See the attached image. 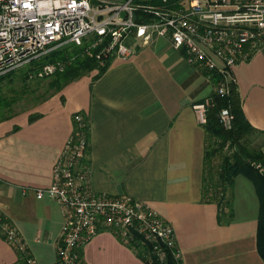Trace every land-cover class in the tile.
I'll list each match as a JSON object with an SVG mask.
<instances>
[{
  "label": "crops",
  "instance_id": "1",
  "mask_svg": "<svg viewBox=\"0 0 264 264\" xmlns=\"http://www.w3.org/2000/svg\"><path fill=\"white\" fill-rule=\"evenodd\" d=\"M53 90L31 109L0 120V209L23 237L34 264H65L58 255L61 204L35 189L53 182V168L73 134L74 115L90 124L87 160L97 192L146 200L174 227L182 264H264L258 247L260 199L237 176L231 215L203 190L207 132L195 104L211 92L205 73L191 69L168 39L134 47ZM100 65V64H99ZM191 66V65H190ZM244 112L264 149V53L235 67ZM200 76L203 77L200 80ZM86 264H147L110 231L83 247ZM0 264H20L0 233Z\"/></svg>",
  "mask_w": 264,
  "mask_h": 264
},
{
  "label": "built area",
  "instance_id": "2",
  "mask_svg": "<svg viewBox=\"0 0 264 264\" xmlns=\"http://www.w3.org/2000/svg\"><path fill=\"white\" fill-rule=\"evenodd\" d=\"M158 38L168 39L211 82V75L221 74L213 88L225 93L227 84L236 81L235 67L264 53V0H0V77L65 45L81 47L102 65L113 58L129 59L136 45L148 46ZM66 64L43 63L31 77L51 76ZM209 106V98L195 104L203 124ZM220 117L231 125L228 109ZM74 119V132L54 165L53 182L35 189L39 199H54L63 208L61 261L86 264L84 245L106 230L159 264H166L163 242L182 264L173 225L146 200L92 188L90 166L81 164L90 146L87 124L81 113ZM0 233L17 251L27 250L1 209ZM29 262L34 264L31 257Z\"/></svg>",
  "mask_w": 264,
  "mask_h": 264
},
{
  "label": "trees",
  "instance_id": "3",
  "mask_svg": "<svg viewBox=\"0 0 264 264\" xmlns=\"http://www.w3.org/2000/svg\"><path fill=\"white\" fill-rule=\"evenodd\" d=\"M56 60L67 63L62 71L53 74L50 81V85L56 90L62 89L70 81L94 69L99 68V74H102L108 67L107 62L99 65L97 59L86 54L81 47H76L73 44L58 47L43 57L0 77V120L13 115L12 108L17 100L15 97L3 94V84L1 83L8 79L11 83L19 80L26 84L27 80L34 78L31 77V74L39 66ZM221 78L222 75L219 73L211 75L213 85L217 86ZM227 88L228 91L225 93H220L213 88L208 96L198 101L201 103L207 98L210 100V106L206 112V122L204 123L207 132L203 177L204 196L207 201H215L219 205L221 214L224 216V218L221 216V219L227 221L224 219H229L231 215V191L235 179L237 176L243 175L253 182L260 199L258 247L261 256L264 258V149L263 143L253 141V137L263 132L255 128L248 120L243 109L237 82L231 80L227 84ZM223 109H228L233 115L229 127L221 120L220 114ZM84 121L87 124L85 131L89 137L90 124L85 117ZM86 158H82L81 164L89 166ZM162 245L166 250L165 263L178 264L172 248L167 247L163 242ZM143 251L140 249L138 252L141 258H143L141 256ZM18 254L20 264H31L29 262L31 256L27 250L18 251ZM144 260L147 264H159L157 260L152 262L147 259Z\"/></svg>",
  "mask_w": 264,
  "mask_h": 264
},
{
  "label": "rangeland",
  "instance_id": "4",
  "mask_svg": "<svg viewBox=\"0 0 264 264\" xmlns=\"http://www.w3.org/2000/svg\"><path fill=\"white\" fill-rule=\"evenodd\" d=\"M188 66L193 69L192 66ZM199 73L203 75V73ZM52 78L53 75L45 76L42 79L34 77L32 80H27L26 84H23L19 80L12 83L8 79L4 80L1 83L3 84V94L6 96L15 97L17 99L13 105V110H11L13 112H16L24 109H31L39 101L45 99L53 90H55V88L50 85V81L52 80ZM202 79L203 77L200 76V80ZM208 84L210 85L209 87L212 90L214 87L213 83ZM261 140L262 139L260 137H253V141L255 143H259Z\"/></svg>",
  "mask_w": 264,
  "mask_h": 264
}]
</instances>
